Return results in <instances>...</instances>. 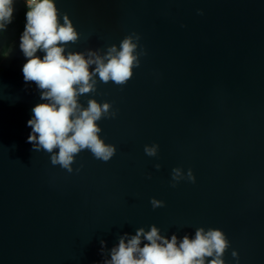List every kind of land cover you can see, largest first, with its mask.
<instances>
[{
	"label": "water",
	"instance_id": "95a60500",
	"mask_svg": "<svg viewBox=\"0 0 264 264\" xmlns=\"http://www.w3.org/2000/svg\"><path fill=\"white\" fill-rule=\"evenodd\" d=\"M56 5L61 23L67 14L79 33L68 50L103 54L137 33L146 55L123 87L97 78V92L80 97L85 107L88 99L112 104L116 117L98 124L117 151L108 162L83 151L68 173L27 142L32 108L46 101L24 81L21 34L8 46L0 60V264H103L120 236L151 225L169 238L220 229L230 242L225 264H264V0ZM153 144L158 154L149 157L144 147ZM176 167L191 169L195 183L172 187ZM152 198L164 207L153 209Z\"/></svg>",
	"mask_w": 264,
	"mask_h": 264
},
{
	"label": "clouds",
	"instance_id": "9594fccd",
	"mask_svg": "<svg viewBox=\"0 0 264 264\" xmlns=\"http://www.w3.org/2000/svg\"><path fill=\"white\" fill-rule=\"evenodd\" d=\"M25 3L26 24L19 44L27 59L22 68L23 78L26 83H34L40 99L46 101L32 108L33 116L27 121L31 128L27 142L34 152L50 154L51 164L68 173L73 172L76 157L83 151H89L96 160L110 161L117 149L101 138L98 121L114 119L117 113L111 103H99L96 99H88L85 107L80 97L96 93L98 80L123 87L132 79L134 69L140 66V57L146 55L143 49L138 51L140 36L131 33L119 46H108L103 54L91 49L71 51L68 45L79 40V33L67 14H63L61 23L56 0ZM14 5L15 0H0V33L12 23ZM198 14L202 12L198 10ZM38 51L44 53L42 58ZM158 150V144L144 147L149 157H156ZM154 167L159 170L161 165ZM171 179L175 187L181 180L195 183L196 178L191 169L185 173L176 167ZM150 203L153 209L164 207V202L155 198ZM100 243L103 254L105 241ZM229 247L225 233L217 228L198 227L194 237L185 234L178 238L172 234L169 238L151 225L147 231L140 227L134 235L120 236L108 253L110 259L103 264H225L223 257ZM231 255L238 260L235 250Z\"/></svg>",
	"mask_w": 264,
	"mask_h": 264
},
{
	"label": "trees",
	"instance_id": "16d2710c",
	"mask_svg": "<svg viewBox=\"0 0 264 264\" xmlns=\"http://www.w3.org/2000/svg\"><path fill=\"white\" fill-rule=\"evenodd\" d=\"M14 8L15 11L13 14L12 23L7 26L6 31L0 33V50L4 46L8 48V46L17 37H19V35L22 34L24 30L26 24L25 14L27 11V7L24 3L15 2Z\"/></svg>",
	"mask_w": 264,
	"mask_h": 264
},
{
	"label": "rangeland",
	"instance_id": "374dc122",
	"mask_svg": "<svg viewBox=\"0 0 264 264\" xmlns=\"http://www.w3.org/2000/svg\"><path fill=\"white\" fill-rule=\"evenodd\" d=\"M15 2L17 3H24L25 4V0H15ZM26 5V4H25ZM6 47H2L0 50V60L2 59V57L4 56L5 52H6Z\"/></svg>",
	"mask_w": 264,
	"mask_h": 264
},
{
	"label": "built area",
	"instance_id": "2783aa9c",
	"mask_svg": "<svg viewBox=\"0 0 264 264\" xmlns=\"http://www.w3.org/2000/svg\"><path fill=\"white\" fill-rule=\"evenodd\" d=\"M26 4V3H25Z\"/></svg>",
	"mask_w": 264,
	"mask_h": 264
}]
</instances>
